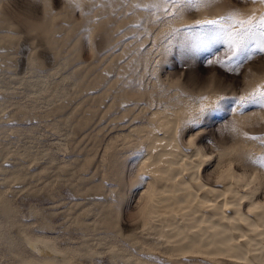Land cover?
<instances>
[{
  "label": "rangeland",
  "instance_id": "1",
  "mask_svg": "<svg viewBox=\"0 0 264 264\" xmlns=\"http://www.w3.org/2000/svg\"><path fill=\"white\" fill-rule=\"evenodd\" d=\"M150 2L0 0V264H44L23 235L52 241L72 264H242L202 254L178 258L165 243L139 238L147 222L139 193L147 178L137 165L144 148L117 136L178 94L189 98L191 111L201 96L224 95L197 125H182L189 115L181 119L180 143L187 149L193 140L206 154L200 175L211 184L228 165L219 153L237 143L232 166L259 176L262 198L264 142L246 137H264V109L249 103L242 114L232 110L239 108L235 96L264 83V52L250 42L235 58L239 73L208 66L224 50L214 38L222 25L196 22L264 7L180 0L164 13ZM228 121L236 132L222 130Z\"/></svg>",
  "mask_w": 264,
  "mask_h": 264
},
{
  "label": "bare ground",
  "instance_id": "2",
  "mask_svg": "<svg viewBox=\"0 0 264 264\" xmlns=\"http://www.w3.org/2000/svg\"><path fill=\"white\" fill-rule=\"evenodd\" d=\"M178 22L174 20L172 23ZM250 87L248 86L249 90ZM210 93L211 90L208 91ZM180 95H174L176 100H171L172 103L164 100L168 105L150 110L144 123L136 124L128 128L126 133L117 136L126 146H138L139 150L144 148V154L142 158L139 157L141 159L137 161V165L140 173L147 178L144 189L139 192L145 196L141 213H144L147 222L140 230L139 238L151 243H165V252L178 258L202 254L220 256L242 264H264V195L262 198L257 197L260 182L257 185L256 180L259 176L255 173L247 174L243 170L239 172L236 166V170L233 168V160H236V157L232 159L237 145L235 143L219 153L220 157L228 158L224 161L228 164L227 167L219 171L220 174L216 177L219 184L203 180L200 167L206 154L193 140H188L190 145L187 149L180 143L179 124L191 111L186 101L189 98ZM215 97V94H210L208 103ZM196 105L195 102V107ZM239 117L244 119L243 116ZM116 139L114 137L113 140ZM237 149L240 150L239 147ZM244 150L247 149L244 147ZM120 179L122 182V178ZM138 205L140 203L135 207ZM23 239L42 255L44 264H72L53 246L52 241L42 238L31 240L27 235H23ZM178 262L184 261L179 259ZM18 264L38 263L33 259L21 258Z\"/></svg>",
  "mask_w": 264,
  "mask_h": 264
},
{
  "label": "snow or ice",
  "instance_id": "3",
  "mask_svg": "<svg viewBox=\"0 0 264 264\" xmlns=\"http://www.w3.org/2000/svg\"><path fill=\"white\" fill-rule=\"evenodd\" d=\"M179 3L180 0H151L148 7L158 12L167 13L169 6H174ZM251 3L259 4L261 7H264V0H251ZM196 24L199 27L205 25H222V31L218 32L214 38L223 45L224 50L221 54L208 59L206 62L208 66L216 65L226 72L239 73V67L235 64V58L250 42H253L258 50L264 52V11H261L259 14L253 13L247 17H242L239 13L230 11L224 16L216 19L197 21ZM171 31L174 33L177 29L173 28ZM225 98L226 96L224 95H217L209 104L207 96L199 97L197 100L198 107L194 111L189 112L188 119L182 121V125H197L200 118L204 116L207 110L218 107L219 102L223 101ZM235 103L239 108H233L232 111L234 115L242 114L240 108H243V106L249 103H257L264 109V83L256 85L255 88L244 94L235 96ZM229 129L232 132L237 131L234 122L228 121L222 126L223 131ZM193 132H195V130H193ZM246 138L264 142V137L248 136ZM194 139H196V137H194ZM259 160L261 165L264 166V156L259 157ZM213 161L214 157L209 159V162ZM228 170L230 171L231 168Z\"/></svg>",
  "mask_w": 264,
  "mask_h": 264
},
{
  "label": "clouds",
  "instance_id": "4",
  "mask_svg": "<svg viewBox=\"0 0 264 264\" xmlns=\"http://www.w3.org/2000/svg\"><path fill=\"white\" fill-rule=\"evenodd\" d=\"M258 82V81H257ZM257 82H253V84L252 85H250L251 87H255V83H257ZM212 157H209V159H211Z\"/></svg>",
  "mask_w": 264,
  "mask_h": 264
}]
</instances>
